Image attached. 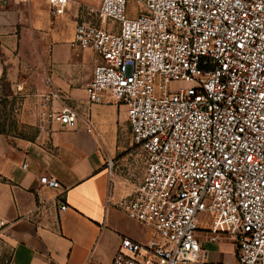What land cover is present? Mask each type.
<instances>
[{"label": "built area", "instance_id": "1", "mask_svg": "<svg viewBox=\"0 0 264 264\" xmlns=\"http://www.w3.org/2000/svg\"><path fill=\"white\" fill-rule=\"evenodd\" d=\"M129 1L88 8L95 20L71 41L100 57L89 106L123 107L143 157L132 192L107 203L155 234L123 239L110 264H208L201 226L209 241L235 243L238 264H264V0ZM50 2L61 15L68 0ZM40 115L97 133L90 113L69 106Z\"/></svg>", "mask_w": 264, "mask_h": 264}, {"label": "crops", "instance_id": "2", "mask_svg": "<svg viewBox=\"0 0 264 264\" xmlns=\"http://www.w3.org/2000/svg\"><path fill=\"white\" fill-rule=\"evenodd\" d=\"M101 2L68 0L57 15L50 0L0 1V97H23L24 108L36 116L45 108L69 106L80 115L90 113L97 128L88 134L81 126L41 120L47 137L0 134V252L7 249L0 264H110L123 239L147 243L155 234L107 203L134 188L106 163L123 148L127 127L131 138L130 126L124 110L107 100L89 106L86 86L100 57L71 46L77 24L95 20L87 9ZM53 92L59 97L46 102L43 97ZM41 176L55 178L60 188L41 185ZM206 228L198 236L207 263L238 264L235 243L209 241Z\"/></svg>", "mask_w": 264, "mask_h": 264}, {"label": "rangeland", "instance_id": "3", "mask_svg": "<svg viewBox=\"0 0 264 264\" xmlns=\"http://www.w3.org/2000/svg\"><path fill=\"white\" fill-rule=\"evenodd\" d=\"M136 1L130 0L129 5L139 9ZM130 14L134 15L131 11ZM24 106L23 97H0V134L8 136L10 139L34 140L39 134L47 137V129L40 126L41 120H43L41 115L36 116L30 108L25 109ZM123 110V107H121L122 113ZM126 129V136L121 137L123 148L117 152L114 158H111L112 170L119 181L134 187L135 184H138L144 172L142 164L139 163V160H142L143 157L141 151L133 146L131 142L129 128ZM6 258L7 249L0 252V262H4Z\"/></svg>", "mask_w": 264, "mask_h": 264}]
</instances>
